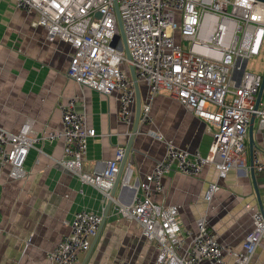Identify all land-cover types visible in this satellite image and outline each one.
<instances>
[{"label":"built area","instance_id":"obj_1","mask_svg":"<svg viewBox=\"0 0 264 264\" xmlns=\"http://www.w3.org/2000/svg\"><path fill=\"white\" fill-rule=\"evenodd\" d=\"M17 9L35 14L34 24L42 26L46 37L69 43L73 51L68 76L80 89L115 93L118 116L132 124L136 111V88L129 65L139 82L147 85L142 100L140 122L153 121L151 107L162 90L196 116L214 124L212 144L207 154L191 151L154 132L164 143V154L140 182V194L130 204L115 200V209L136 220L143 236L156 243L157 264H249L264 242V214L251 204L252 227L241 247L222 243L202 215L195 227L183 229L178 204L165 205L153 199L164 189L163 177L177 169L200 174L209 165L217 178L204 196L211 200L219 180L244 162L251 118L264 132V92L256 99L263 72L243 68L264 47V2L260 0H12ZM115 2L118 5L125 40L123 45ZM119 36V37H117ZM81 93L60 102L61 125L42 134L33 129V119L24 120L17 131L0 126V170L9 167V176L21 180L28 175L25 160L30 148L43 140L62 139L63 156L58 163L83 183L99 189L106 199L120 170L126 146L118 145L101 172L84 169L90 138L96 129L87 124L86 113L78 109ZM256 148V147H255ZM253 166L264 172V147L256 152ZM133 167L126 162L122 184L130 185ZM102 214L75 211L69 231L48 252V264H78L101 225Z\"/></svg>","mask_w":264,"mask_h":264},{"label":"crops","instance_id":"obj_2","mask_svg":"<svg viewBox=\"0 0 264 264\" xmlns=\"http://www.w3.org/2000/svg\"><path fill=\"white\" fill-rule=\"evenodd\" d=\"M36 17L17 9L12 0H0V126L17 131L30 117L36 134L58 128L60 102L81 93L78 109L86 113L87 124L97 133L89 139L83 167L101 172L116 147L127 145L134 120L132 124L120 120L115 93L80 89L69 78L72 46L58 38L49 40L45 29L34 24ZM139 87L143 100L148 88L144 82H139ZM151 114L152 122H140L127 160L133 167L131 183L119 182L86 264H157L156 243L143 236L136 220L115 209V200L130 204L141 193L140 182L163 156L164 143L154 132L163 133L181 147L207 154L217 130L167 90L155 96ZM257 121L255 117L256 152L264 147V132L257 129ZM63 152L62 139H46L30 148L26 178L13 180L8 166L0 170V264H48V252L69 231L75 211L88 209L103 215L106 210L108 199L99 189L81 182L58 163ZM253 155L248 132L244 162L218 181L219 189L211 200L204 196L217 174L209 165L196 175L172 170L163 177V191L154 193L153 199L165 205L178 204L183 229L194 228L196 219L206 215L219 240L239 248L252 227V209L247 205L264 206V172L252 173ZM86 256L87 252L79 254L78 264ZM249 264H264V242Z\"/></svg>","mask_w":264,"mask_h":264},{"label":"water","instance_id":"obj_3","mask_svg":"<svg viewBox=\"0 0 264 264\" xmlns=\"http://www.w3.org/2000/svg\"><path fill=\"white\" fill-rule=\"evenodd\" d=\"M260 1H263L264 0H260ZM115 7H116V12H117V16H118V21H119V26H120V32H121V37L123 39V45L120 46L122 47L124 50H125V53H126V56L128 59H130V53H129V50H128V47H127V43H126V40H125V34H124V29H123V25H122V21H121V18H120V14H119V10H118V5L117 3L115 2ZM119 37V36H117ZM247 65V61L245 60L244 63H243V68H245ZM129 68H130V73H131V77H132V80L134 82V85H135V88H136V111H135V118H134V122H133V127H132V131H131V134H130V137H129V140H128V143L126 145V151H125V156L122 160V162L120 163V170H119V173L117 175V178H116V181L114 183V186L111 190V196L113 197L115 195V192H116V189L119 185V182L121 180V175H122V172H123V168L125 166V163L127 162L128 160V157L130 155V152L132 150H134V140H135V137L139 131V128H140V112H141V104H142V97H141V93H140V87H139V81L136 77V72H135V68L132 64L129 65ZM263 92H264V73H263V81H262V84H261V87L259 89V92H258V95H257V99H256V105L258 106L259 105V102H260V99L263 95ZM254 120H255V117L253 116L251 118V121H250V126H249V146H250V149L251 151L253 152L254 148H255V136H254ZM251 171L252 173L255 172V169H254V166L253 164H251ZM111 204H112V198H109L108 201H107V204H106V210L104 211L103 215H102V221H101V225L98 229V232L97 234L95 235L93 241H92V244L89 248V250L87 251V256L84 258V260L81 262V264H86V261L89 257V254L91 253L96 241H97V238L98 236L100 235V232L104 226V223L106 221V217H107V214L110 210V207H111ZM260 209L262 210L263 214H264V206L262 205V203L260 204Z\"/></svg>","mask_w":264,"mask_h":264},{"label":"rangeland","instance_id":"obj_4","mask_svg":"<svg viewBox=\"0 0 264 264\" xmlns=\"http://www.w3.org/2000/svg\"><path fill=\"white\" fill-rule=\"evenodd\" d=\"M247 69L254 72L264 73V47L260 55L251 57L248 60Z\"/></svg>","mask_w":264,"mask_h":264}]
</instances>
